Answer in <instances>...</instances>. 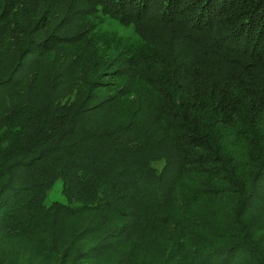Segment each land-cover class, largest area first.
<instances>
[{
  "label": "trees",
  "instance_id": "obj_1",
  "mask_svg": "<svg viewBox=\"0 0 264 264\" xmlns=\"http://www.w3.org/2000/svg\"><path fill=\"white\" fill-rule=\"evenodd\" d=\"M0 264H264V0H0Z\"/></svg>",
  "mask_w": 264,
  "mask_h": 264
},
{
  "label": "rangeland",
  "instance_id": "obj_2",
  "mask_svg": "<svg viewBox=\"0 0 264 264\" xmlns=\"http://www.w3.org/2000/svg\"><path fill=\"white\" fill-rule=\"evenodd\" d=\"M61 188L62 186L60 181L54 183L52 187L48 190L44 199V203L46 205H49L53 201L64 203L66 199L62 194Z\"/></svg>",
  "mask_w": 264,
  "mask_h": 264
}]
</instances>
